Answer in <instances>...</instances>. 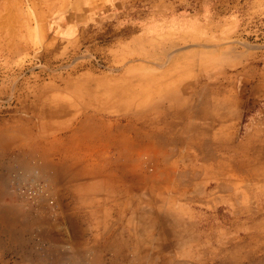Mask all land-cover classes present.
Instances as JSON below:
<instances>
[{
  "label": "rangeland",
  "instance_id": "rangeland-1",
  "mask_svg": "<svg viewBox=\"0 0 264 264\" xmlns=\"http://www.w3.org/2000/svg\"><path fill=\"white\" fill-rule=\"evenodd\" d=\"M0 264H264V0H0Z\"/></svg>",
  "mask_w": 264,
  "mask_h": 264
},
{
  "label": "bare ground",
  "instance_id": "bare-ground-1",
  "mask_svg": "<svg viewBox=\"0 0 264 264\" xmlns=\"http://www.w3.org/2000/svg\"><path fill=\"white\" fill-rule=\"evenodd\" d=\"M32 15V14H31ZM163 27H159L156 29L157 32H160V30H163L162 29ZM152 34H155V32L152 30L151 32ZM148 53V52H147ZM140 83V82H139ZM138 84V83H136ZM159 84V83H158ZM131 84L128 85V83L126 84V92H123L121 89H114L112 91H110L109 93H107L105 96L106 97H109L111 99H114V98H118V99H128V98H133V95L136 94L137 91H135L136 89L133 90V86H130ZM143 85V83H140V86ZM136 86V85H135ZM139 86V85H138ZM143 88V89H141ZM149 89V88H148ZM145 90H147L146 86H143V87H140L138 89V91H142L143 94H145ZM138 94V93H137ZM142 94V95H143ZM141 96V95H140ZM145 98V97H144ZM99 99V98H98ZM134 100V99H133ZM130 101V100H129ZM132 101V100H131ZM115 102V101H114ZM143 102V100H142ZM116 103V102H115ZM121 103V102H120ZM136 104V102H134ZM117 104V103H116ZM122 104V103H121ZM120 106V105H119ZM118 106V107H119Z\"/></svg>",
  "mask_w": 264,
  "mask_h": 264
}]
</instances>
